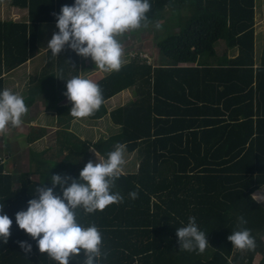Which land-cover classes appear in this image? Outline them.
<instances>
[{"label":"trees","instance_id":"1","mask_svg":"<svg viewBox=\"0 0 264 264\" xmlns=\"http://www.w3.org/2000/svg\"><path fill=\"white\" fill-rule=\"evenodd\" d=\"M6 1L27 14L24 22L0 20V92L2 74L35 57L43 26L52 24L58 32L56 15L63 5L74 4V0ZM149 3L147 26L128 34L153 27L155 59L147 63L136 53L119 71L96 82L104 101L125 90L134 96V101L109 113L117 129L96 151L106 160L117 144H124L127 157L137 161L131 166L137 168L127 171L129 164H123L125 171L115 180L112 191L123 196L122 203L92 214L78 209L77 220L100 230L101 251L107 256L99 264H255L258 255L257 264H264V202L252 198L264 195V23L262 29L255 25L257 3ZM172 17H181L175 26L179 31L160 37L158 29ZM221 45L236 51V56L217 59L216 48ZM45 58L23 97L27 107L39 96L48 108L54 107L57 91L66 88L65 80L86 71L80 56L70 49L58 56L48 49ZM71 107L72 103L56 108V141L48 150L49 158L45 152H29L28 170L16 178L0 159V214L13 221L7 244L0 241V264H58L18 228L15 213L27 209L38 186L51 187L53 174L79 182L80 171L91 160V144L67 130L74 119L68 114ZM106 114L102 104L88 118ZM40 137L30 131L28 141ZM33 174L39 179L30 178ZM54 191L60 194L59 186ZM133 191L138 198L129 197ZM192 216L209 242L203 253L179 248L176 229L186 226ZM244 228L255 238L254 250H238L227 240ZM20 241L32 245L30 253L20 248ZM84 259L81 250L69 264H83Z\"/></svg>","mask_w":264,"mask_h":264},{"label":"clouds","instance_id":"2","mask_svg":"<svg viewBox=\"0 0 264 264\" xmlns=\"http://www.w3.org/2000/svg\"><path fill=\"white\" fill-rule=\"evenodd\" d=\"M150 9L149 0H74L73 5H63L56 15L58 32L52 35L47 48L53 56L70 49L83 58H90L101 71H119L123 45L118 37L147 26L146 13ZM156 27L160 25L156 24ZM56 78L63 79L61 76ZM65 81L64 95L72 103L68 114L77 119L93 116L104 102L102 88L80 75ZM28 111L21 95L8 89L0 92V134L9 126L20 127ZM125 150L126 145L117 144L106 160H89L79 173V182L73 178L68 184V176L51 175V187L38 186L35 197L27 202V209L15 213L16 225L36 242L40 253L47 254L58 264H69L81 250L85 256L83 264H99L102 257L106 258L107 253L101 251L100 230L95 224L82 226L77 220V210L92 214L123 202V196L112 189L122 171ZM57 186L60 194L54 191ZM129 197L136 199L138 193L133 191ZM252 198L264 202V195ZM2 209L0 206V211ZM240 220L246 223L243 217ZM12 224L7 214H0V241L4 244L11 235ZM176 236L181 250L203 253L209 247L206 233L198 228L194 216L188 218L186 226L176 229ZM227 240L238 250H254L256 247L251 230L246 228L233 231ZM18 243L25 253L31 252V244L26 241Z\"/></svg>","mask_w":264,"mask_h":264},{"label":"crops","instance_id":"3","mask_svg":"<svg viewBox=\"0 0 264 264\" xmlns=\"http://www.w3.org/2000/svg\"><path fill=\"white\" fill-rule=\"evenodd\" d=\"M21 10H24V9H21ZM25 21H26V18H25ZM17 22H20V21H17ZM45 29H46V26H43V31H45ZM47 50H48L47 45L43 46L39 40L38 53L36 54L35 57H33L32 59H29L27 62L17 67L16 69L9 71L8 73L2 74V83H3L2 91L5 89H8L12 91L13 93L19 94L22 97H24L27 94L26 91L29 88L31 77H34L37 74H39L40 70L45 66V62H46L45 56H46ZM235 52L236 51L226 50L225 47H223V45L217 46L216 48L217 59L224 58V57H226L227 59H231L236 56ZM80 61L82 65L86 66V71L84 72L80 71L78 75L84 78L97 82L100 79H102L105 75L108 74V72L101 71L97 67L93 66L91 63L93 61L90 58H84V59H81ZM65 92H66V88H63L57 91L54 107L51 106L50 108H48L49 104L45 102L42 96L37 97L35 102L30 107H28L29 111L22 118L23 124L20 127H22V130H24L26 126L24 124V121H27V122L34 121L35 122V120L38 119L39 120L38 122L40 125H36L33 127H39V129L35 131L31 130V132H34L35 134L40 133L41 135V137L38 138L36 141L32 143L28 141L29 138H28L27 130L20 133L22 130L18 131V127L17 129H15L14 127L13 131L11 132L8 131L9 133H7V135L12 134V136L14 137V142H13L14 146L12 147L13 152H9L5 154V156H0V159L2 160V163L5 167V171L8 173L10 172L14 178L18 177L20 173L26 172L28 170L27 158H28L29 152L34 153V154H39V155L45 152L46 154L48 153L47 158H49V154H50L49 152L51 150L50 151L48 150L53 147V144H55L56 135H53L54 141L53 142L50 141V143H48V146L46 145L47 147L40 152H36L32 150L30 147L31 145H35L36 143L38 144V142L46 141V139L52 134V132H50V129L54 128V123L56 127V121H57L56 108L68 106L71 104V103L70 104L63 103L66 97L64 95ZM132 101H134V96L131 90L122 91L118 93L117 95L103 102V108L107 112V114L104 117L97 119V120H92V119H89L88 117L85 118L86 120H84L83 118H80V119L74 118L69 123L68 129H67L68 132H71V134L76 136V138H79L82 141H86L91 144V148L94 149V151L92 150L89 151L92 161H93V157L95 156L99 157L96 151V147L100 142H98V144L96 145L94 144L97 143V141L103 136L104 132H102V130L104 129L105 123H107V121H110V123H112L109 118V113L117 108L125 106L126 104ZM110 123H107V124H110ZM79 127L81 130L80 134L73 132L74 129H77ZM114 128H117V127L113 126V129ZM115 131L110 130L107 137L112 135ZM1 135L6 136L4 133L0 134V136ZM99 141H102V140L100 139ZM15 155L17 156V159H13V160H15L16 162L22 161L23 165L16 166L15 162L13 163L12 158ZM42 156H45V155L43 154ZM38 176L39 175L37 174H33L30 176V178L38 180L39 179ZM16 186L17 185L15 184L14 187L16 188Z\"/></svg>","mask_w":264,"mask_h":264},{"label":"rangeland","instance_id":"4","mask_svg":"<svg viewBox=\"0 0 264 264\" xmlns=\"http://www.w3.org/2000/svg\"><path fill=\"white\" fill-rule=\"evenodd\" d=\"M255 2L257 3L255 9V25L262 29V25L264 23V0H255ZM26 18V11L25 10H21V9H17L16 7L13 8L11 7V5H9L8 1L3 0L2 3H0V20H13V21H25ZM181 18V17H180ZM178 17H172L170 20L166 21V24L162 27L159 28V34L160 37H165L167 35H172L174 33H176L177 30L175 28L176 23L178 21V19H180ZM179 23V22H178ZM177 23V25H178ZM46 29L45 31H41L40 33V43L45 46L48 44V41L51 39L52 35L55 33V29L54 26L52 24H48L45 25ZM156 29V28H155ZM126 32L125 36L122 37H118V39L120 40V42L123 45V56H122V63L125 62L126 60H128L129 58H131L134 54H138V58L140 60H143L147 63L151 62L152 60L155 59L156 56V47L154 45V42L152 40V35H154V28L149 27L148 29L141 31L139 33H133L132 34H128L130 33ZM155 36V35H154ZM220 49V48H219ZM81 59H84L83 57L80 56ZM93 66L96 67V65L91 62ZM87 74V73H86ZM97 76V75H96ZM65 97V96H64ZM64 104L68 103L70 104L71 102L68 100L67 97H65L64 99ZM54 114V113H53ZM84 120H86L85 118H83ZM39 120H35L34 121H24L25 129L22 130V127H18V131H21L20 133H22L23 131L27 130L28 134L30 133V131L32 130H38L39 127H33L36 125H40ZM36 123V124H35ZM107 123H110V121H107ZM105 123L104 129L102 130L103 136L100 138L102 141L107 139V135L109 134V131H115L117 128L113 129V125L112 123L107 124ZM53 128V127H52ZM14 127L9 126L6 131L4 132V134L6 136H0V156H5V154L9 153V152H13V142H14V137L12 136V134L7 135V133H9L8 131H13ZM15 129H17V127H15ZM57 130V127H55V123H54V128L50 129V132H52V134L46 139V141H42V142H38V144L36 145H31V149L36 151V152H40L42 150H44L47 146L48 143L53 142L54 138L53 135H55V132ZM73 132L80 134L81 130L80 127L77 129H74ZM99 139V140H100ZM97 141V143H95L94 145L98 144V142L101 141ZM8 143V145H7ZM47 145V146H46ZM54 145V144H53ZM4 148V150H3ZM127 153L124 152V164H129V166H126L128 168L127 171L133 170L134 166H137V161L133 162V158L134 157H127ZM13 159H17V156H13L12 161L13 163L15 162L16 166H20L23 165L22 161H18L16 162ZM100 157H93V162L98 161L100 162ZM132 160V161H131ZM134 163V166H131V164ZM13 166V165H11ZM123 166V165H122ZM121 166V167H122ZM137 168V167H134ZM125 170L122 168L121 172H124ZM70 182H72V180L70 179ZM255 195H259V194H255ZM261 202V201H259ZM261 256H256L254 263L257 264L258 261H260Z\"/></svg>","mask_w":264,"mask_h":264}]
</instances>
